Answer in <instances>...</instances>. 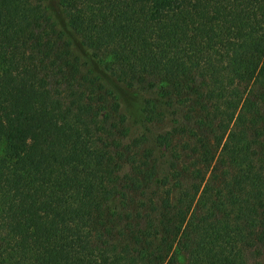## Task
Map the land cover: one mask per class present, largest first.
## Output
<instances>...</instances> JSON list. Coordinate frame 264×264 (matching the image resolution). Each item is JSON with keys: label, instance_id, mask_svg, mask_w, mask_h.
<instances>
[{"label": "trees", "instance_id": "obj_1", "mask_svg": "<svg viewBox=\"0 0 264 264\" xmlns=\"http://www.w3.org/2000/svg\"><path fill=\"white\" fill-rule=\"evenodd\" d=\"M0 264H264V0H0Z\"/></svg>", "mask_w": 264, "mask_h": 264}]
</instances>
